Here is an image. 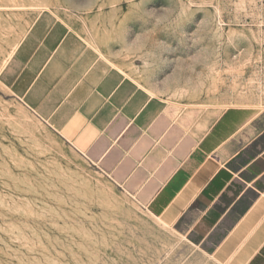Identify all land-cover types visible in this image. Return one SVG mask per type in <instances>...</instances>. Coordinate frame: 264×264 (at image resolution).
Listing matches in <instances>:
<instances>
[{"label": "rangeland", "instance_id": "374dc122", "mask_svg": "<svg viewBox=\"0 0 264 264\" xmlns=\"http://www.w3.org/2000/svg\"><path fill=\"white\" fill-rule=\"evenodd\" d=\"M107 77L194 119L264 109V0H0V264H215L75 142Z\"/></svg>", "mask_w": 264, "mask_h": 264}, {"label": "crops", "instance_id": "0c3cea01", "mask_svg": "<svg viewBox=\"0 0 264 264\" xmlns=\"http://www.w3.org/2000/svg\"><path fill=\"white\" fill-rule=\"evenodd\" d=\"M92 88L77 93V145L108 154L115 181L215 264H264V109L228 107L205 126L124 80Z\"/></svg>", "mask_w": 264, "mask_h": 264}, {"label": "bare ground", "instance_id": "6f19581e", "mask_svg": "<svg viewBox=\"0 0 264 264\" xmlns=\"http://www.w3.org/2000/svg\"><path fill=\"white\" fill-rule=\"evenodd\" d=\"M194 110V109H193ZM219 111V112H215V113H211V112H206L205 116H206V121H205V126H210L215 120L216 118L223 112ZM174 241V240H173ZM170 249V248H169ZM165 251V250H164ZM173 251V250H172ZM189 264V263H188Z\"/></svg>", "mask_w": 264, "mask_h": 264}]
</instances>
